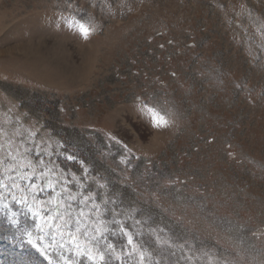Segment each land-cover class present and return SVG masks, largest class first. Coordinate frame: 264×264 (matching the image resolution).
<instances>
[{
    "label": "rangeland",
    "instance_id": "obj_1",
    "mask_svg": "<svg viewBox=\"0 0 264 264\" xmlns=\"http://www.w3.org/2000/svg\"><path fill=\"white\" fill-rule=\"evenodd\" d=\"M0 127L167 240L162 264H264V0H0ZM4 202L0 264H49Z\"/></svg>",
    "mask_w": 264,
    "mask_h": 264
},
{
    "label": "snow or ice",
    "instance_id": "obj_2",
    "mask_svg": "<svg viewBox=\"0 0 264 264\" xmlns=\"http://www.w3.org/2000/svg\"><path fill=\"white\" fill-rule=\"evenodd\" d=\"M79 27L87 38L89 29L83 24ZM153 117L156 127L167 126L168 121L163 116L153 113ZM31 140L32 134L25 136L20 127L11 134L0 127V194L6 201L10 199L26 207L39 221L34 230L35 237L33 232L26 233L27 242L49 264H82V261L87 264H162L167 254L175 255L173 246L167 240L161 244L159 236L155 240L157 247L152 251L140 243L135 238L138 233L126 229L124 215L118 211L116 200L105 194L97 202L96 194L85 190L87 175L83 180L75 175L66 177L51 162L34 161V150L25 146ZM66 158L73 159L72 156ZM69 184L75 185V192ZM46 191L55 193L54 198L40 200L39 194ZM74 204L79 205L75 212ZM0 206L7 209L9 203ZM134 211L126 214L128 218L134 219ZM109 213L111 218L106 219ZM15 215L13 212L9 217L13 224L17 223ZM153 231L155 234L156 230ZM117 234L125 239L124 247L109 240ZM50 250L55 253V259L50 256Z\"/></svg>",
    "mask_w": 264,
    "mask_h": 264
}]
</instances>
